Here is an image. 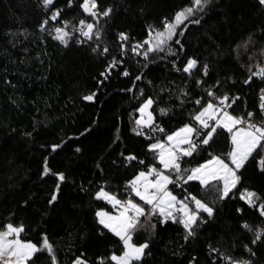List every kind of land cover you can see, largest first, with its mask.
Segmentation results:
<instances>
[{
    "label": "trees",
    "instance_id": "16d2710c",
    "mask_svg": "<svg viewBox=\"0 0 264 264\" xmlns=\"http://www.w3.org/2000/svg\"><path fill=\"white\" fill-rule=\"evenodd\" d=\"M83 3L54 0L45 8L43 0H0V230L9 223L22 226L19 239L38 246L46 236L57 264L77 258L114 264L110 257L124 251L123 242L98 221L97 212L113 211L96 198L101 189L121 201L133 198L130 181L160 166L150 145L185 125L199 127L193 117L224 96L231 115L252 113L253 123L264 125V79L253 75L264 53V4L207 0L200 10L194 0H96L94 18ZM186 7L196 10L162 51L145 57L150 31H163L165 21ZM109 8L108 16L99 15ZM82 20L95 25L99 38L81 35ZM56 28L69 33L67 44L55 38ZM190 59L197 65L186 73ZM149 99L153 126H137ZM231 149V134L218 128L180 166L191 170L213 156L228 161ZM258 159L254 154L237 172L239 183L223 199L219 182L171 184L193 210L191 197L213 215L200 211L188 236L182 224L147 213L132 243L148 247L133 264H264V171ZM245 191L259 196L256 205L241 199ZM29 263L52 261L44 251Z\"/></svg>",
    "mask_w": 264,
    "mask_h": 264
},
{
    "label": "snow or ice",
    "instance_id": "6c2138e0",
    "mask_svg": "<svg viewBox=\"0 0 264 264\" xmlns=\"http://www.w3.org/2000/svg\"><path fill=\"white\" fill-rule=\"evenodd\" d=\"M54 0H43L45 7L52 5ZM196 9L202 10L203 6L207 3V0H194ZM261 4H264V0H260ZM83 10L92 17H97L98 12L96 0H84L82 4ZM193 7H186L183 10L178 11L172 22L165 21L163 31H150L149 39L144 43L149 47L144 53L147 57L148 53L156 50H163L169 40L176 35V29L184 21L193 14L196 10ZM112 9L109 8L99 15L108 16ZM59 16V12L54 13L52 19L55 20ZM198 22V21H196ZM47 23V21H45ZM81 27L79 29L82 36L91 39L93 34L99 38L100 33L96 31L94 33L95 25L92 23H85L80 21ZM56 39L64 44H67L66 37L69 33L62 28H56ZM121 40H127V36L120 34ZM179 43V41H177ZM137 47H141L138 45ZM135 50V49H134ZM107 51V49H105ZM197 65V61L190 59L183 71L190 73ZM207 67L205 66V73ZM124 75H128L127 72ZM253 75H259L264 78V68L259 69ZM209 96L214 95L212 92L208 93ZM87 100H92V96L85 97ZM228 97L224 96L219 99L218 104L209 102L203 109L196 114L193 119L199 125L194 127L191 124L185 125L179 131L168 135L166 142H157L150 145V151L156 154L159 163L163 166V170H158L155 167L150 168L147 172H140L139 175L130 181L131 191L135 193L136 197H139L145 205L151 206L148 215H155L157 212L164 218L166 222L168 219H172L173 222H177L183 225L187 230L188 236L193 235V225L196 224L199 218V212H205L209 217L213 215V209L202 201L191 197V201L195 204L196 210H192L189 204L184 201H178L177 198L168 190V185L173 184L174 181L170 175H166L165 171L176 174V181H183L187 183L192 180H199V182L208 187L213 182H222V187L219 189L220 198L223 199L229 195L233 188L237 186L240 181L237 172L244 167L245 163L253 158L254 154L259 156L257 161L260 170L264 171V125H256L250 120L238 118L232 116L227 108L231 107L228 104ZM264 101V96H262ZM235 101H233L234 103ZM200 103V101H197ZM152 100H147L144 105L139 109L142 114V118L136 121L137 126H149L152 127V116L149 112L147 119L143 118V114L150 108ZM261 108L264 109V103L261 104ZM163 112L164 110L161 109ZM249 117L252 113L248 114ZM214 122V123H212ZM222 128L231 134L232 149L228 154V158L231 162L230 167L228 163H225L220 157H212L207 163L200 165L199 167L191 170H182L180 161L183 157L191 156L201 145H208L213 139V136L217 133V129ZM163 131L162 128L156 129ZM201 130H207L203 133V139H199L201 136ZM142 134L141 132L137 133ZM195 137V139H194ZM127 159H135L133 156H129ZM143 163V161H141ZM49 169L45 167V174H48ZM184 173H187L184 175ZM150 177H155L150 179ZM60 181L64 180L63 174L58 176ZM59 185L57 186L58 189ZM97 199L107 200L118 209L117 215H110L107 212L99 211L96 213L99 218V223L112 232L123 242L124 251L122 255L113 254L110 260L114 264H133L134 261H139L144 254L145 249L148 247L147 243L142 245H135L132 243V233L140 225V217L146 215L145 208L140 204L133 202L129 199L122 202L117 199L116 196L101 189L96 194ZM56 199V196H52V201ZM241 199L245 200L250 206L256 205V201L259 200V196L253 191H245L241 194ZM51 202V201H50ZM179 204V208H177ZM261 215H264V204H261ZM172 209H176L181 213V217L177 219L173 215ZM248 228V225H244ZM22 226H14L11 223L5 226L4 230H0V264H28L34 254L38 252L47 251L51 257L52 264H57L54 249L46 236L42 237L41 243L38 246L32 242H24L19 239L20 233L23 232ZM262 233H256V240L261 238ZM187 239V237H185ZM253 241V243L256 242ZM75 264H86L82 258H77ZM103 264V261L101 262ZM237 264V262H233ZM247 264V262H245Z\"/></svg>",
    "mask_w": 264,
    "mask_h": 264
},
{
    "label": "rangeland",
    "instance_id": "374dc122",
    "mask_svg": "<svg viewBox=\"0 0 264 264\" xmlns=\"http://www.w3.org/2000/svg\"><path fill=\"white\" fill-rule=\"evenodd\" d=\"M194 8H196V6L194 7ZM97 11V10H96ZM96 18V17H95ZM180 26V25H179ZM178 26V27H179ZM178 27H177V29H178ZM176 29V30H177ZM174 37V36H173ZM170 41V40H169ZM144 105V104H143ZM142 105V106H143ZM141 106V107H142ZM140 107V108H141ZM151 107H152V104H151V106H150V108L149 109H147L146 110V112L143 114V118L144 119H147V115H148V113L150 112L151 113V116H152V123H153V115H152V112H151ZM233 116V115H232ZM235 117V116H234ZM142 118V114L140 113V111H139V117H138V120L139 119H141ZM140 127H149V126H140ZM183 128V127H182ZM180 130V129H179ZM179 130H177V131H179ZM176 131V132H177ZM195 139V138H194ZM160 142H162V141H160ZM164 142H166V141H164ZM157 143V142H156ZM213 157H217V156H213ZM184 158V157H183ZM212 158H210L209 160H211ZM222 159V158H221ZM208 160V161H209ZM224 160V159H223ZM208 161H206V162H204L203 164H205V163H207ZM225 161V163H228L229 164V166L230 167H234L233 165H231V162H230V160H228V161H226V160H224ZM157 163L160 165V166H158L161 170H163V166L159 163V161H158V159H157ZM199 167V166H198ZM182 169V168H181ZM165 171V174L166 175H170V173L168 172V171H166V170H164ZM171 176V178H173L172 177V175H170ZM150 179H154L153 177H150ZM192 181H199V180H192ZM220 183V185H221V187H222V182H219ZM171 184H169L168 185V190L177 198V200L178 201H184V202H186V203H188L189 204V207L193 210V207L191 206V202H189V201H186V200H180L170 189H169V186H170ZM234 189V188H233ZM232 189V190H233ZM132 196H133V198H131V200H133V202H135V203H137V204H140L142 207H144L145 208V211H146V214L147 213H149L150 212V208H151V206H149V205H145L144 204V202L143 201H141L140 199H139V197H136L135 196V193L134 192H132ZM107 201V200H106ZM122 202H124V201H122ZM111 204V203H110ZM111 206H112V208H113V211L112 212H109V211H104V210H101V211H104V212H107V213H109L110 215H117L118 214V209L117 208H115V207H113V205L111 204ZM177 208H179V204H177ZM194 208H195V205H194ZM196 209V208H195ZM173 213L175 212V211H177L176 209H172L171 210ZM157 214H159L158 212H157ZM146 216V215H145ZM144 216H142V217H140V219L141 218H143ZM98 221H99V218H98ZM123 253V252H122ZM122 253L121 254H115V255H122ZM142 258V257H141ZM28 264H30L29 262H28Z\"/></svg>",
    "mask_w": 264,
    "mask_h": 264
},
{
    "label": "built area",
    "instance_id": "2783aa9c",
    "mask_svg": "<svg viewBox=\"0 0 264 264\" xmlns=\"http://www.w3.org/2000/svg\"><path fill=\"white\" fill-rule=\"evenodd\" d=\"M45 7V6H44ZM45 8H47V7H45ZM88 14V13H87ZM153 35H154V33H153ZM147 51V48H145L144 49V51H143V54L145 53ZM260 68H264V53H263V55H262V58H261V63H260ZM258 79H260V80H263L264 78H261L259 75H258ZM219 103V102H218ZM218 103H216V104H218ZM228 104H230V99H228V102H227ZM227 111L229 112V108H227ZM238 118H243V119H245V120H250V122H252L253 123V120H254V116L252 115L251 117H249L248 115L246 116V117H238ZM212 123H214V122H212ZM180 165H181V161H180ZM152 167H155V168H157L158 170H161L158 166H152ZM151 167V168H152ZM173 177V176H172ZM153 178H155V177H153ZM173 181H174V183L173 184H177V181H176V176H174L173 178ZM173 215L175 216V217H177V219H179L180 217H181V213H179L178 211H175L174 213H173ZM87 264V263H86Z\"/></svg>",
    "mask_w": 264,
    "mask_h": 264
},
{
    "label": "crops",
    "instance_id": "0c3cea01",
    "mask_svg": "<svg viewBox=\"0 0 264 264\" xmlns=\"http://www.w3.org/2000/svg\"><path fill=\"white\" fill-rule=\"evenodd\" d=\"M169 189H170V186H169ZM171 190V189H170Z\"/></svg>",
    "mask_w": 264,
    "mask_h": 264
}]
</instances>
